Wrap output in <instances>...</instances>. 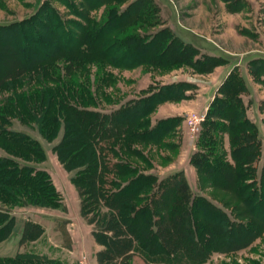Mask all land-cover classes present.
I'll use <instances>...</instances> for the list:
<instances>
[{
	"label": "trees",
	"instance_id": "1",
	"mask_svg": "<svg viewBox=\"0 0 264 264\" xmlns=\"http://www.w3.org/2000/svg\"><path fill=\"white\" fill-rule=\"evenodd\" d=\"M57 1L68 9L73 7L69 0ZM82 1L88 10L101 5L108 8L98 19L72 11L82 21L77 22L64 19L45 1L29 17L0 24V36L24 40L18 46L8 37L4 43L9 51L0 53V149L5 153L0 155V202L63 209L50 175L36 166L45 159L42 145L9 127L15 119L50 143L49 149L69 173L78 193L80 215L96 226L91 235L103 246L97 252L101 264H129L133 253L146 264H199L214 252L239 250L263 235L264 161L257 173L260 143L257 128L245 116L237 95L244 90L242 80L232 73L222 83V97L211 101L196 140L199 147L190 157L199 185L226 194L223 204L231 208L228 213L204 196L192 194L181 171L159 178L140 169L139 164H150L138 145L176 147L164 139L175 132L179 118L151 123L148 115L157 103L186 97L182 83L167 84L157 93L107 112L96 109L90 90L88 64L98 69V82L112 84V75L104 72L106 66L170 67L183 62L188 53L184 51L190 47H182L179 40V51L169 59L166 48L178 39L166 28L150 39L134 33L130 28L133 20L146 19L145 11L137 7L138 0L121 11L109 7L120 0ZM16 48H32L37 53L22 57L9 68L6 61ZM208 60L209 65L216 64L212 57L204 62ZM201 64L197 59L191 66L199 71L209 69ZM101 94L103 100L111 101ZM223 135L227 152L221 146ZM58 223L69 247L67 220ZM20 226V242L34 240L42 232L38 224L0 209V241ZM0 264L58 263L41 254L18 252L0 257Z\"/></svg>",
	"mask_w": 264,
	"mask_h": 264
},
{
	"label": "rangeland",
	"instance_id": "2",
	"mask_svg": "<svg viewBox=\"0 0 264 264\" xmlns=\"http://www.w3.org/2000/svg\"><path fill=\"white\" fill-rule=\"evenodd\" d=\"M45 1H49L64 19L77 22L80 21V18L74 15V12L83 11L90 18L98 19L108 8L101 5L88 10L86 3L82 0H69L70 4H73V7L69 9L57 0H0V24L29 17ZM132 1L135 0H120L109 7L121 11ZM138 1L137 7L139 10L145 11L144 18L146 19L143 21L133 20L130 28L134 33L145 39H150L153 33L166 28L171 35L178 39L176 44L174 43L175 45L166 48L170 52L169 59L175 57L179 51V40L184 45L182 47H190V51H194V54L191 56L190 51L182 50L188 52L187 56L182 59L184 61L174 66L169 65L170 67L168 64L165 67L150 64H139L130 68L106 66L104 72L112 75V84L98 82L96 66L86 65L91 82L90 90L96 101V109L107 112L126 101L157 93L160 87L167 84L182 83L186 88L184 90L186 97L157 103L148 115L151 123L162 118L159 116L166 114L176 115L179 118L174 128L175 132L164 139L168 144H174L176 147L167 149L161 145L147 144L141 148L138 145L150 164L149 167L139 164L140 169L145 168L159 178L181 171L192 194L204 196L229 213L231 208H226L223 204L227 197L226 194L199 185L198 174L190 163V157L199 147L196 145V140L204 128L202 121L209 111L211 101L214 97H222L219 92L222 83L229 74L235 73L243 82L244 90L237 95L244 114L257 128L260 155L256 162V169L257 173L259 172L264 161V0ZM72 11L74 12L72 13ZM66 25L68 29L74 31L72 25ZM28 36L31 37L30 34ZM8 37L18 46L24 42L23 39L16 38L15 35H1L0 53L4 50L9 51L8 45L4 43ZM36 53L32 48H16L12 53L10 52L11 57L6 63H8V67L10 66L9 68H13L14 64L22 57L34 56ZM206 57H212L216 64L209 65L210 59L204 62ZM187 59L191 64L198 59L203 67L209 65V69L199 71L196 67L186 63ZM101 92L105 93L111 101L103 100ZM159 104L162 106L154 112ZM9 127L22 131L40 142L45 151V159L37 163L36 166L48 172L61 196L62 210L65 209L62 212L59 209L35 207V214L39 216L53 215L54 213L58 217L55 216L52 219V225H46L45 233L34 245H28L26 248L33 253L44 255L46 259L57 261L58 264H76L78 259H83L85 264H101L97 260V252L102 250L103 246L95 242L91 235V230L96 226L88 224L80 215L77 190L68 179L69 173L49 149L51 144L41 139L34 129L19 124L15 119L12 120ZM221 146L226 152L228 151V141L224 135ZM4 154L0 149V155ZM16 207L0 202L2 210L10 211ZM66 208L69 209L67 214H65ZM230 216L233 217V214ZM61 219L67 220L65 229L69 242L70 235H73L74 242H76L73 252L70 245L66 247V239L60 231L58 221ZM11 255H13V249L10 244L6 243L0 246V257H10ZM252 261L264 264V234L239 250L229 253L214 252L205 262L199 264H249ZM129 264L146 263L139 255L133 253L129 256Z\"/></svg>",
	"mask_w": 264,
	"mask_h": 264
},
{
	"label": "crops",
	"instance_id": "3",
	"mask_svg": "<svg viewBox=\"0 0 264 264\" xmlns=\"http://www.w3.org/2000/svg\"><path fill=\"white\" fill-rule=\"evenodd\" d=\"M160 106H162V104H159L156 107L154 112H156V110H158V108ZM171 116H176V115L166 114V115H161L159 117L163 118V117H171ZM52 183H53V181H52ZM54 186H55V184H54ZM34 208L35 207H31V206H17L16 208H13L12 210L9 211L10 215H13L17 219H22L24 221H29V222H33V223L38 224L42 230L41 234L36 239L20 242L21 229H22L20 226L16 232L11 233L6 239L0 241V246H2L3 244H6V243L11 245V249H13V255L15 253H18V252H32V251H29V249H27L26 247L28 245L29 246L34 245L41 238L43 233H45L46 225H52L53 224L52 219L55 216L58 217V215L54 214V213H53V215L39 216V215L35 214L36 211L34 210ZM59 211L63 212V211H65V209L64 210L59 209ZM67 213H69V209L66 208L65 214H67ZM48 214H51V213H48ZM73 214H74V212H73ZM66 218H69V217H66ZM67 230H68V228H67ZM11 241H13V242H11ZM74 241L75 240H74L73 235H70L69 245H70V249L72 250V252L74 251V245L76 243ZM88 241H89V237H88ZM13 255H11V256H13Z\"/></svg>",
	"mask_w": 264,
	"mask_h": 264
},
{
	"label": "built area",
	"instance_id": "4",
	"mask_svg": "<svg viewBox=\"0 0 264 264\" xmlns=\"http://www.w3.org/2000/svg\"><path fill=\"white\" fill-rule=\"evenodd\" d=\"M190 123V121H188ZM76 264H85V261H83V259H78L77 263Z\"/></svg>",
	"mask_w": 264,
	"mask_h": 264
}]
</instances>
